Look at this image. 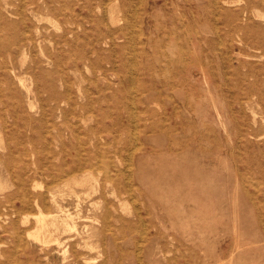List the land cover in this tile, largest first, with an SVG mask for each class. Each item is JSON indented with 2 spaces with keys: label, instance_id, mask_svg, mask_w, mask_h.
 <instances>
[{
  "label": "rangeland",
  "instance_id": "374dc122",
  "mask_svg": "<svg viewBox=\"0 0 264 264\" xmlns=\"http://www.w3.org/2000/svg\"><path fill=\"white\" fill-rule=\"evenodd\" d=\"M0 264H264V0H0Z\"/></svg>",
  "mask_w": 264,
  "mask_h": 264
},
{
  "label": "bare ground",
  "instance_id": "6f19581e",
  "mask_svg": "<svg viewBox=\"0 0 264 264\" xmlns=\"http://www.w3.org/2000/svg\"><path fill=\"white\" fill-rule=\"evenodd\" d=\"M217 1V0H216ZM22 82V81H21ZM131 90V89H130ZM30 93V92H29ZM35 108V107H34ZM33 110V109H32ZM248 178V177H247ZM249 181V180H248ZM36 187V186H35ZM56 200V199H55ZM68 213V212H67ZM69 214V213H68ZM68 216V215H67ZM74 216V215H73ZM38 221H39V223H41L42 225H46L47 223H46V219L45 218H42V217H40L39 219H38ZM64 223H66V226L68 225V222H65L64 221ZM146 226V225H145ZM75 227V226H74ZM67 229V228H66ZM46 231V227H44V226H42L40 229H39V231H38V233H37V237L38 238H40L43 234H44V232ZM131 233V232H130ZM54 234V233H53ZM46 238V237H45ZM42 239V238H41ZM44 241V240H43ZM88 248V247H87ZM92 248H93V246H92ZM99 249V248H98ZM44 251V250H43ZM98 260V259H97ZM98 262V261H97Z\"/></svg>",
  "mask_w": 264,
  "mask_h": 264
}]
</instances>
